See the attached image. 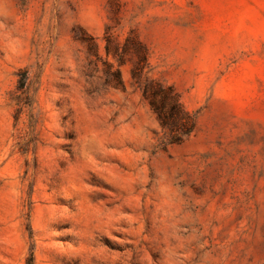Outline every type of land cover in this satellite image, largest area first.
I'll return each mask as SVG.
<instances>
[{"label": "rangeland", "instance_id": "1", "mask_svg": "<svg viewBox=\"0 0 264 264\" xmlns=\"http://www.w3.org/2000/svg\"><path fill=\"white\" fill-rule=\"evenodd\" d=\"M32 253L264 264V0H0V264Z\"/></svg>", "mask_w": 264, "mask_h": 264}, {"label": "trees", "instance_id": "2", "mask_svg": "<svg viewBox=\"0 0 264 264\" xmlns=\"http://www.w3.org/2000/svg\"><path fill=\"white\" fill-rule=\"evenodd\" d=\"M133 70V78L139 84L138 70ZM142 87L143 98L150 105L162 129L169 137V144L182 143L195 130L196 119L182 104L179 95L173 87L165 86L161 82L148 80L139 84ZM29 264L34 263V254H31Z\"/></svg>", "mask_w": 264, "mask_h": 264}]
</instances>
